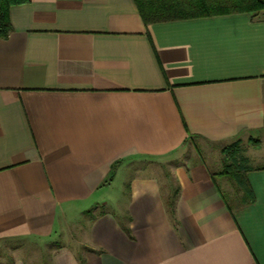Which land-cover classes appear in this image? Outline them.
Wrapping results in <instances>:
<instances>
[{
  "label": "crops",
  "instance_id": "crops-1",
  "mask_svg": "<svg viewBox=\"0 0 264 264\" xmlns=\"http://www.w3.org/2000/svg\"><path fill=\"white\" fill-rule=\"evenodd\" d=\"M9 21L0 247L264 264V11L146 26L133 0H27ZM236 143L250 204L220 175Z\"/></svg>",
  "mask_w": 264,
  "mask_h": 264
},
{
  "label": "trees",
  "instance_id": "trees-1",
  "mask_svg": "<svg viewBox=\"0 0 264 264\" xmlns=\"http://www.w3.org/2000/svg\"><path fill=\"white\" fill-rule=\"evenodd\" d=\"M27 0H0V39L11 32L9 10L25 4ZM144 25L167 23L232 14H259L264 11L262 0H133ZM227 155L221 176H229L243 194V202L255 201L254 193L246 178L250 170L244 159H238V144L223 151Z\"/></svg>",
  "mask_w": 264,
  "mask_h": 264
},
{
  "label": "rangeland",
  "instance_id": "rangeland-1",
  "mask_svg": "<svg viewBox=\"0 0 264 264\" xmlns=\"http://www.w3.org/2000/svg\"><path fill=\"white\" fill-rule=\"evenodd\" d=\"M14 248L15 245L0 247V264H17L20 260H23L24 264H36L38 257H46V252L36 246L26 245L18 252H15ZM41 260L44 261L43 258Z\"/></svg>",
  "mask_w": 264,
  "mask_h": 264
},
{
  "label": "built area",
  "instance_id": "built-area-1",
  "mask_svg": "<svg viewBox=\"0 0 264 264\" xmlns=\"http://www.w3.org/2000/svg\"><path fill=\"white\" fill-rule=\"evenodd\" d=\"M262 1H264V0H262Z\"/></svg>",
  "mask_w": 264,
  "mask_h": 264
}]
</instances>
